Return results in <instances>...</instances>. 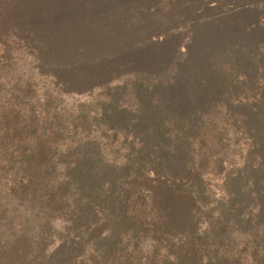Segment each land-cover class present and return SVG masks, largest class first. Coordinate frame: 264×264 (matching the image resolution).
Listing matches in <instances>:
<instances>
[{"label":"trees","instance_id":"trees-1","mask_svg":"<svg viewBox=\"0 0 264 264\" xmlns=\"http://www.w3.org/2000/svg\"><path fill=\"white\" fill-rule=\"evenodd\" d=\"M100 10L0 0V264H264L260 100L207 99L203 63L146 61L150 29Z\"/></svg>","mask_w":264,"mask_h":264},{"label":"rangeland","instance_id":"rangeland-1","mask_svg":"<svg viewBox=\"0 0 264 264\" xmlns=\"http://www.w3.org/2000/svg\"><path fill=\"white\" fill-rule=\"evenodd\" d=\"M95 1L103 8L102 14L111 12L105 18L124 23L130 35L137 24L132 21L142 23L143 32L146 27L150 29L139 36L141 45L149 51L146 61L203 63L200 72L193 67L191 74L196 82L206 81L203 91L207 99H212L216 91L231 100L237 99L236 93L246 94L250 101L253 97L259 99L260 103L249 106L245 114L264 158V0H115L113 4L121 5L119 10L113 4L104 9L108 0ZM202 87L196 85L185 97L188 103L182 109L193 116L191 120L199 115L192 94L199 95L201 91L196 89ZM262 160L257 158L252 163L262 166ZM246 183V178L239 175L233 185L242 193ZM245 195V204H254L257 188Z\"/></svg>","mask_w":264,"mask_h":264}]
</instances>
